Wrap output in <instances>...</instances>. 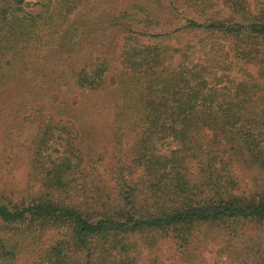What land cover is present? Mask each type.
Here are the masks:
<instances>
[{
	"label": "trees",
	"instance_id": "obj_1",
	"mask_svg": "<svg viewBox=\"0 0 264 264\" xmlns=\"http://www.w3.org/2000/svg\"><path fill=\"white\" fill-rule=\"evenodd\" d=\"M25 1L0 0V88L41 79L52 115L37 120L28 192L0 201V264H200L201 232L212 264H264V0H124L92 25L76 17L103 0H38L37 15ZM106 83L102 188L71 95Z\"/></svg>",
	"mask_w": 264,
	"mask_h": 264
},
{
	"label": "rangeland",
	"instance_id": "obj_2",
	"mask_svg": "<svg viewBox=\"0 0 264 264\" xmlns=\"http://www.w3.org/2000/svg\"><path fill=\"white\" fill-rule=\"evenodd\" d=\"M123 1L124 0H103L101 8L97 12L100 14L99 17L96 16L93 11L85 10L77 15L76 20L79 21L78 23L81 22L83 24L88 21L89 25H92V21L95 19L100 18L103 21L107 20V15L103 14L101 10L113 6L120 7ZM25 3L24 10L26 13L31 15L40 13L41 8L37 5L38 0H26ZM94 4L95 3H93L92 6ZM87 9L90 10V8ZM99 41L100 37L93 35L89 39H84L83 42L77 46L76 50L74 49V52H79L80 49H93V45ZM58 49L59 47H57V50ZM111 51L112 49L107 51L109 57H111ZM40 57L43 56L41 55ZM40 61H42V59L39 60L38 64H41ZM109 75L111 76V73ZM28 85L31 86V90H21L20 93H17L10 84L0 88V201L4 204L19 203L28 192V149L33 137L36 135L37 120H43L45 117L52 115L48 107V101L54 92V87H50L49 90L47 89V94H44V88H42L44 86L41 79L34 77L30 80ZM49 85L50 83L47 86ZM112 92L111 86L107 84L101 92L89 94L72 93L71 95L75 102L73 108L82 111V115L85 116L84 125L88 127L86 129L90 134L88 137L90 149L89 159L95 161L99 155L104 157V161L99 165L94 166L88 164L87 167L91 169V171L89 170L90 173H92V169L95 168V176H93V178L102 180L100 185L102 188H104L105 183L108 184L110 182L107 173L108 169L111 167V159L115 153L111 144ZM33 93L38 95L41 99L38 100L34 98L32 95ZM66 96V94L60 93V101L71 102V97L68 98ZM29 103H33L32 106H30L32 110L26 112V105ZM34 105L37 108H39L38 106L42 107L41 111H39V115L35 113L36 109L33 110ZM22 109L25 110L20 113L19 119L14 121V117L17 116ZM22 118L24 122L20 121ZM18 122L19 126L17 127ZM202 235L203 232L200 234L201 237L197 245V253L199 254L198 262L200 264H212V254L210 253H212L211 251L215 250V248L203 243L205 240ZM166 251L167 250H164L162 253ZM30 259V255L27 253L23 254L19 257L16 264H31Z\"/></svg>",
	"mask_w": 264,
	"mask_h": 264
}]
</instances>
